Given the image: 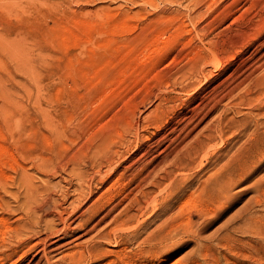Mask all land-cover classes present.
<instances>
[{
    "label": "rangeland",
    "instance_id": "1",
    "mask_svg": "<svg viewBox=\"0 0 264 264\" xmlns=\"http://www.w3.org/2000/svg\"><path fill=\"white\" fill-rule=\"evenodd\" d=\"M199 24L205 27L208 38L218 35L213 43L222 50L216 45L214 50L226 52L222 67L227 65V72L221 79L235 68V64L230 67V62L243 61L253 54L255 59L263 57L264 62V45L257 48V43L264 41V0H0V264L40 263L43 250L53 248L62 237L51 234L64 229L63 224L71 223L72 231L60 243H71L49 254L50 261L61 256V252L78 250L74 244L89 241L100 227H111L112 236L118 230L119 240L143 226L150 229L161 223L152 215L145 222L147 214L136 219L111 220L128 201L123 189L126 187V194L137 184V179L130 176L116 183L113 179L105 184L93 181L89 197L84 195L89 183H83V195L73 201V189L81 183L76 165L88 156L93 142L102 135L117 137L125 132L124 124L133 114L130 102L148 98L166 87L170 89L166 81L170 74L190 61L187 58H192L189 56H194L200 46ZM157 59H161V64H154ZM238 78L225 86L238 83ZM262 84L252 89L241 87L243 99L236 98L237 104L229 113L237 117L244 112L257 113L264 105ZM201 86L188 96L178 95L175 110L168 116L175 118L179 106L187 104V100L206 97L210 85ZM247 92L253 93L249 101L244 98ZM216 114L213 112L207 120ZM171 128L172 123L166 125V132ZM152 132L154 129L146 135L152 138ZM163 147L166 146L153 155H159ZM261 156L258 153L252 164ZM261 165L249 180L234 189L239 196L216 215H203L199 199L193 197L173 223L180 238L173 250L163 256L161 264H203V256L198 255L202 245H237L234 239H242L243 243L255 241L251 235L236 234L233 228L242 224L234 217L244 213L248 200L255 195L254 190L245 188L264 173V164ZM23 182L33 188L48 185L59 199L64 217V223L56 220L49 232L42 225L26 227L24 230L31 229L27 242L12 235L19 228L17 223L34 216L22 206L27 200ZM258 198L264 201V192ZM95 200L98 204L90 210ZM117 202L119 208L100 221L110 205ZM176 206L175 212L179 203ZM254 210L264 214L258 206ZM92 213L95 214L91 221L80 226ZM258 225L264 227V218ZM114 244L113 240L109 247L133 248L121 243L117 248ZM98 259L85 264L107 263L114 257Z\"/></svg>",
    "mask_w": 264,
    "mask_h": 264
},
{
    "label": "bare ground",
    "instance_id": "2",
    "mask_svg": "<svg viewBox=\"0 0 264 264\" xmlns=\"http://www.w3.org/2000/svg\"><path fill=\"white\" fill-rule=\"evenodd\" d=\"M201 26L197 25V39L200 46L198 50L195 49L196 53L194 48L193 51L191 50L192 54H195L189 56L192 58H187L191 59L190 61L170 74L166 80L170 83V89L166 87L161 91L160 87L158 88L160 91L150 94L148 98L130 102L133 114L132 119L124 124L127 126L125 132H121L117 137L102 135L104 137H100L99 142H93L88 156L76 165L77 178L81 183L73 189L76 193L73 201L83 195L84 184L89 183L87 184L89 190L84 194L89 197L92 193L93 181L105 184L113 179L116 183L130 176L137 179V184L133 185L134 188L126 194V187L123 189L125 191L123 196L128 201H125L126 205L122 206V210L111 220L118 222L119 219L122 220L121 217L136 219L147 214L146 219L144 218L145 222L152 215L153 219L159 218V221L161 219V223L150 229L143 226L139 231L127 232L128 234L120 237L119 240L116 237L118 230L114 231L112 236L111 227H100L89 241L74 244V248L78 250L61 252V256L50 261L49 254L71 243V241L60 243L61 239L68 237L69 232L72 231L71 223L66 226L63 224L64 229L56 230L51 234H61L62 237L54 242L53 248L49 246L48 250H43V255L39 259L44 261L43 264H85L89 260L98 258L102 260L106 256H113L114 259L102 264H151V262L161 264L164 261L163 256L173 250L172 246L176 245L177 239L180 238V233L176 232L177 228L172 227L173 223L182 215L186 204L192 201L193 197L199 199L203 215H216L219 209L228 207L239 196V193L233 192L234 189L243 181L249 180L250 175L255 173L264 162V105L256 110L257 113L244 112L240 117L228 111L237 104L236 98L243 99L241 87L252 89L253 86L263 85L264 62H261L263 57L255 59L253 54L243 61L230 62V67L235 64V68L226 78L221 79L227 72V65L222 67L226 52L222 54L220 52L222 49L220 50L218 45L213 43L218 35L208 38L205 27ZM255 40L257 41L256 38ZM215 45L220 51L214 50ZM257 45V48H261L264 41L258 42ZM154 64H161V59H157ZM236 77H240L238 83L225 86L233 83ZM214 80L217 82L215 83ZM202 84L210 85L206 97L187 100V104L180 106L177 104L179 112L177 111L176 117L168 116L175 110L174 103L179 99L178 95L195 92L197 88L201 89L199 87ZM224 87L227 88L223 91ZM251 94L253 93L247 92L244 98L249 101ZM215 111L217 114L207 120ZM171 123L172 128L166 132V125L169 127ZM150 129L155 131L152 132V138L146 135ZM163 145L166 147H163L162 151L159 150L160 154L157 152L159 155L154 156L153 153ZM258 153H262L261 159L252 164ZM158 159L159 162L154 165ZM243 172L246 176L242 178ZM23 184L27 200H23L22 206L34 216L31 219L27 218L26 224L17 223L16 227L19 228L12 235L20 242H27L29 240L27 232L31 229L24 230L26 227L42 225L44 230L49 232L55 227L56 220L64 223V217L63 208L58 205L59 199L49 191L48 185L33 188L27 182ZM261 188L263 190L260 191ZM245 189L254 190L255 195L248 200L244 213H238L234 217L239 218L242 224H238L241 221L235 222L239 226L233 229L235 233L239 232L243 236L251 235L255 241L243 243L242 239H234L233 242H237V245H234L235 243L225 245L222 242L218 245H202L198 255L203 256V264H264V227L258 225L264 214L254 210L255 206H258L260 211H264V201L258 198L260 192H264V173ZM60 196L62 198L63 192ZM178 203V211L175 212ZM97 204L95 200L89 206L90 210ZM119 206L120 202L110 205L111 208L107 209L108 212L100 221ZM94 214H90L80 226L91 221ZM47 217L50 220H45ZM187 219L189 220V217ZM95 228L91 227V229ZM126 231L128 230H124ZM113 240L117 248L120 243L127 248L129 246L133 248L124 249L125 252L109 247ZM46 242L43 243L45 248Z\"/></svg>",
    "mask_w": 264,
    "mask_h": 264
}]
</instances>
